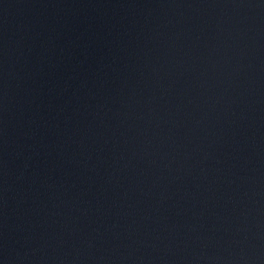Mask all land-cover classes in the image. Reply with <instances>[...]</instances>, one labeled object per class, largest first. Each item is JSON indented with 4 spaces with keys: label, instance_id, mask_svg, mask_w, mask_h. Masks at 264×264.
Returning <instances> with one entry per match:
<instances>
[{
    "label": "water",
    "instance_id": "obj_1",
    "mask_svg": "<svg viewBox=\"0 0 264 264\" xmlns=\"http://www.w3.org/2000/svg\"><path fill=\"white\" fill-rule=\"evenodd\" d=\"M0 264H264V0H0Z\"/></svg>",
    "mask_w": 264,
    "mask_h": 264
}]
</instances>
